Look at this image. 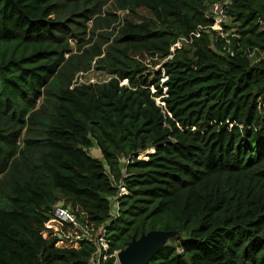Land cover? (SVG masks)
Returning <instances> with one entry per match:
<instances>
[{"label":"trees","instance_id":"1","mask_svg":"<svg viewBox=\"0 0 264 264\" xmlns=\"http://www.w3.org/2000/svg\"><path fill=\"white\" fill-rule=\"evenodd\" d=\"M106 1L0 0V264H89L102 226L101 264L152 228L145 264H264V0L232 31L219 0H113L97 31Z\"/></svg>","mask_w":264,"mask_h":264},{"label":"built area","instance_id":"2","mask_svg":"<svg viewBox=\"0 0 264 264\" xmlns=\"http://www.w3.org/2000/svg\"><path fill=\"white\" fill-rule=\"evenodd\" d=\"M230 1L231 0H219V1L213 2L210 5V15L213 19V24H211L212 28H218L221 21L226 17V13H227L226 8H227V5L230 3ZM180 39L185 40L184 37H181ZM180 39L178 41H180ZM178 41H176L173 44V46L171 47V50H173L174 46H177ZM116 210H117V206H116V201H115L113 203L112 211L116 212ZM53 215L54 217L60 220H63L66 223H71L75 228L80 230V231H76L72 233L70 238L76 239V238H81L83 236L84 237L90 236V233L87 230H85L83 227H81L75 214L68 207L63 206L61 203L55 204ZM104 232H105V229L102 226L100 232L98 233L96 237L97 251L95 252V258H91V261L89 264H101L100 256H102V259H106L107 257L106 252H102L103 250L104 251L106 250L107 245H108L104 237ZM115 253L116 251H114V255ZM113 264H118L117 259L114 261Z\"/></svg>","mask_w":264,"mask_h":264},{"label":"water","instance_id":"3","mask_svg":"<svg viewBox=\"0 0 264 264\" xmlns=\"http://www.w3.org/2000/svg\"><path fill=\"white\" fill-rule=\"evenodd\" d=\"M125 82V81H124ZM171 229H149L138 236L132 235L128 243L116 250L118 264H145L151 256L166 243L169 235L175 234Z\"/></svg>","mask_w":264,"mask_h":264},{"label":"rangeland","instance_id":"4","mask_svg":"<svg viewBox=\"0 0 264 264\" xmlns=\"http://www.w3.org/2000/svg\"><path fill=\"white\" fill-rule=\"evenodd\" d=\"M103 9L105 10L102 13L103 16L104 15L106 16L107 15L106 11H109L110 13H114L115 12L116 18L114 19L113 16L108 15L109 18L107 20H105L106 22H108V25H105V24H101V25L100 24H97L96 25L97 31H105V30L112 29V27L114 25H116V24L118 25L120 19L125 15V11H121V10L116 9L115 7H113V0H107L106 3H105V5H104V7H103ZM139 13L146 14V11L141 8V9H139ZM222 23H225V24H228V25H232V27L228 31H232L236 27L235 26L236 23L233 20L231 21V18L228 17L227 13H226V17L221 21V23H220V25H219V27L217 29H222L223 28ZM224 33L225 32H223V34ZM88 37H89V28L87 29V33L82 38V39L86 40L87 45L89 43H91V41L90 42L87 41ZM76 41L77 40H75V39L71 40V44L73 45V48H76L77 49V42ZM182 43H183V39H180V41L177 42V46L178 45H181ZM149 58H150V56H149ZM156 59H157V57H156ZM148 65H149V68L150 69L151 68L155 69V68H158L159 67V64H155V65L153 64L152 65V60L148 61ZM107 77H108V74L107 73H105L104 71H100V70L95 69V68L92 67L88 71H85V72L80 71L78 73L77 80H80V81H82V80L83 81H94V80H101V79H104V78H107ZM156 101L157 102H160V100L158 98H156ZM88 149H89V152L91 154H93L95 156H98V157H101V152H100L99 148L96 146L95 143H93V145L90 146ZM145 152L146 151H140L138 153V157H143V156L146 157ZM175 234L169 235L167 237V239H166V242H168L170 240V238L173 235H175Z\"/></svg>","mask_w":264,"mask_h":264}]
</instances>
